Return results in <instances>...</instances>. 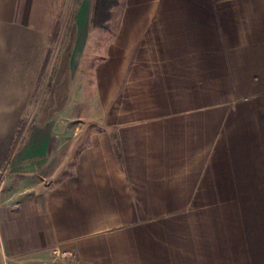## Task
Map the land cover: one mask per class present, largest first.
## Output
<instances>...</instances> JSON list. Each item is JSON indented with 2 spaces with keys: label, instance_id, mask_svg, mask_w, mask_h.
Here are the masks:
<instances>
[{
  "label": "crops",
  "instance_id": "0c3cea01",
  "mask_svg": "<svg viewBox=\"0 0 264 264\" xmlns=\"http://www.w3.org/2000/svg\"><path fill=\"white\" fill-rule=\"evenodd\" d=\"M65 2L0 0V264H264V0H124L130 121L72 165L90 3L34 103Z\"/></svg>",
  "mask_w": 264,
  "mask_h": 264
},
{
  "label": "rangeland",
  "instance_id": "374dc122",
  "mask_svg": "<svg viewBox=\"0 0 264 264\" xmlns=\"http://www.w3.org/2000/svg\"><path fill=\"white\" fill-rule=\"evenodd\" d=\"M90 1L91 0H66L58 21V31L54 36L46 57L44 71L40 81V87L42 86V88L40 92H38L37 99H34V103L41 104L46 98L58 58L65 48L71 32L73 31L72 33L76 34L77 28L74 25H76L79 9L81 10V5L86 3L87 18ZM118 3L119 6L112 10L111 21L108 25L104 29L95 30H89L86 27V44H79L81 52L85 53L84 55L82 53L80 67L86 70V108H75V112H78L77 114L80 112L84 113L82 116H85V118L82 117V119L74 123L64 121L65 124L63 128H61V131L65 134L62 139L63 148L61 151L63 157H67V153H70L68 156L69 165L75 162L79 150L84 144H87L88 137L91 133L103 129L113 131L115 123L130 121L131 110H133L130 107V102L120 104V100L124 98L125 95L130 98L131 93L120 92L117 97L114 92L113 40L116 22L119 19L121 6L124 4V0H118ZM99 69H101V74L98 72ZM99 87L103 88L101 89V95L102 98H106V101L98 99L97 89ZM104 87H106V90ZM77 91H75V94L78 93ZM101 105L106 107V109ZM69 145H74L73 151L69 150L72 148V146L67 147ZM11 190H14V188H11Z\"/></svg>",
  "mask_w": 264,
  "mask_h": 264
},
{
  "label": "trees",
  "instance_id": "16d2710c",
  "mask_svg": "<svg viewBox=\"0 0 264 264\" xmlns=\"http://www.w3.org/2000/svg\"><path fill=\"white\" fill-rule=\"evenodd\" d=\"M118 6V0H91L88 17V29H104L111 21L112 10ZM57 31L58 29L56 30V33ZM117 157L119 158L118 155Z\"/></svg>",
  "mask_w": 264,
  "mask_h": 264
},
{
  "label": "built area",
  "instance_id": "2783aa9c",
  "mask_svg": "<svg viewBox=\"0 0 264 264\" xmlns=\"http://www.w3.org/2000/svg\"><path fill=\"white\" fill-rule=\"evenodd\" d=\"M54 253L57 255V252L56 251H54Z\"/></svg>",
  "mask_w": 264,
  "mask_h": 264
}]
</instances>
